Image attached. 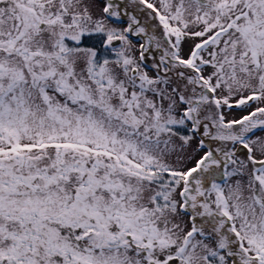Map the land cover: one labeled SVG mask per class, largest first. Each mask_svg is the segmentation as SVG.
Returning a JSON list of instances; mask_svg holds the SVG:
<instances>
[{
	"label": "snow or ice",
	"instance_id": "obj_1",
	"mask_svg": "<svg viewBox=\"0 0 264 264\" xmlns=\"http://www.w3.org/2000/svg\"><path fill=\"white\" fill-rule=\"evenodd\" d=\"M0 264H264V0H0Z\"/></svg>",
	"mask_w": 264,
	"mask_h": 264
}]
</instances>
